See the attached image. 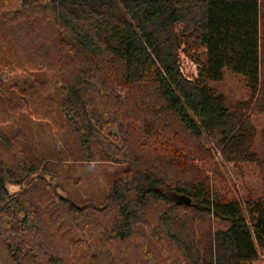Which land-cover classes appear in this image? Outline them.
Here are the masks:
<instances>
[{
	"label": "trees",
	"instance_id": "obj_1",
	"mask_svg": "<svg viewBox=\"0 0 264 264\" xmlns=\"http://www.w3.org/2000/svg\"><path fill=\"white\" fill-rule=\"evenodd\" d=\"M260 11L259 0H0V233L14 264L257 259L264 198L247 203L245 215L240 202L210 189L190 158L174 176L146 136L171 113L194 137L210 135L226 153L249 156L242 136L250 128L211 83L229 71L257 93ZM177 24L194 29L204 48L197 73L182 71ZM111 69L120 70L115 81ZM47 71L60 80L58 104L39 77ZM20 112L48 120L60 134L66 153L58 164L97 158L124 165L103 204L76 207L55 194L59 165L30 156L24 132L4 129ZM110 126L121 132L120 146L102 135ZM8 182L25 185L15 195Z\"/></svg>",
	"mask_w": 264,
	"mask_h": 264
},
{
	"label": "rangeland",
	"instance_id": "obj_2",
	"mask_svg": "<svg viewBox=\"0 0 264 264\" xmlns=\"http://www.w3.org/2000/svg\"><path fill=\"white\" fill-rule=\"evenodd\" d=\"M261 7V27H264V0H259ZM262 27V28H263ZM179 39V58L186 74L197 73L199 64L196 59L203 58L204 48L199 44L194 29L184 28L182 24L175 26ZM261 49V76L260 86L254 96L245 86L244 80L229 71H225L221 82L211 83L216 93L223 96L225 104L230 112L236 116H243V124L250 128L249 156L235 157V154L226 153L210 135L196 138L191 135L171 113L161 118L157 125L159 128L149 131L146 136L149 142L159 148L166 161L172 162V173L181 177L182 169H185L189 158L192 160L194 169L205 178L212 191H215L224 199H235L240 202L244 214H247V203L264 198V35L262 34ZM120 75V70L111 69L109 76L115 81ZM190 76V75H188ZM48 84V96H52L56 104L61 100L59 92L60 80L52 72L47 71L39 75ZM3 81L9 80L7 72L2 75ZM21 75L15 76L19 82L30 81ZM8 83V82H6ZM117 84V82H115ZM124 88L118 87L117 95H124ZM149 106V105H147ZM146 106V107H147ZM58 115L59 109L53 107ZM61 112V111H60ZM61 118V115L59 116ZM9 134L24 132V147L30 156H37L43 161H52L59 165L60 172L55 180V194L66 197L76 207L88 203L101 205L108 195L115 174L123 164L107 162L99 159L93 161L61 160V154L66 153L60 134L55 131L52 124L46 119H38L20 112L15 123L4 125ZM145 127L140 126L139 133L143 134ZM102 135L117 146L122 144L121 132L116 127L110 126L104 129ZM57 163V164H56ZM171 173V172H170ZM171 173V175H172ZM54 183V182H53ZM24 183H6L10 194L17 195ZM27 188V186H25ZM47 191H52L51 185H44ZM55 201L57 199L55 198ZM2 203L0 204V206ZM0 264H14L9 255L7 244L0 233ZM248 264H264V250H259L257 259Z\"/></svg>",
	"mask_w": 264,
	"mask_h": 264
},
{
	"label": "built area",
	"instance_id": "obj_3",
	"mask_svg": "<svg viewBox=\"0 0 264 264\" xmlns=\"http://www.w3.org/2000/svg\"><path fill=\"white\" fill-rule=\"evenodd\" d=\"M182 71H184V69H182ZM184 74L186 75V73L184 72Z\"/></svg>",
	"mask_w": 264,
	"mask_h": 264
}]
</instances>
